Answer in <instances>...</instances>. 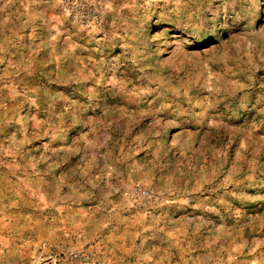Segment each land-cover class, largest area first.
Listing matches in <instances>:
<instances>
[{
    "label": "rangeland",
    "instance_id": "obj_1",
    "mask_svg": "<svg viewBox=\"0 0 264 264\" xmlns=\"http://www.w3.org/2000/svg\"><path fill=\"white\" fill-rule=\"evenodd\" d=\"M0 264H264V0H0Z\"/></svg>",
    "mask_w": 264,
    "mask_h": 264
},
{
    "label": "built area",
    "instance_id": "obj_2",
    "mask_svg": "<svg viewBox=\"0 0 264 264\" xmlns=\"http://www.w3.org/2000/svg\"><path fill=\"white\" fill-rule=\"evenodd\" d=\"M92 13L95 14V15L97 14L96 11H92Z\"/></svg>",
    "mask_w": 264,
    "mask_h": 264
}]
</instances>
